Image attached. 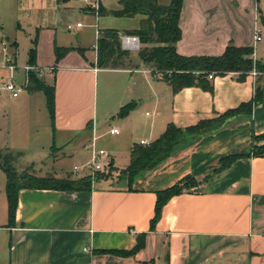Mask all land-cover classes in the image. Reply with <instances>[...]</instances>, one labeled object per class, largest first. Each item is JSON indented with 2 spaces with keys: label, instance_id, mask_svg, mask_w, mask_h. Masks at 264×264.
Returning a JSON list of instances; mask_svg holds the SVG:
<instances>
[{
  "label": "crops",
  "instance_id": "0c3cea01",
  "mask_svg": "<svg viewBox=\"0 0 264 264\" xmlns=\"http://www.w3.org/2000/svg\"><path fill=\"white\" fill-rule=\"evenodd\" d=\"M156 1L163 7L171 2ZM99 6L107 12L121 8L120 0H99ZM71 9L93 20L88 25L91 43L82 36L85 25L80 22L81 28L73 31L66 29L71 24L60 30L54 25L56 18L65 21ZM263 12L264 0H183L176 52L183 57H218L231 43L252 48L256 61L253 33L261 27L258 15ZM4 16L12 25L3 24ZM247 17L252 25H244ZM144 19L96 17L81 0H0V43L16 66L13 72L7 69L9 78L24 89L17 98L0 95V150L18 158L19 170L31 167L30 175L47 178L33 168L50 162L52 177L64 179L59 176L68 174L67 179L75 180L72 167L90 161L95 139V150H104L112 170L121 171L128 167L134 145L154 142L169 124L187 128L253 99L256 79L250 74L244 82L234 73L214 77L212 93L192 87L173 94L138 52L117 56L98 68L99 33L115 30L128 35L123 33L139 29ZM34 40L33 67L42 71L38 78L55 89L53 120L44 94L24 88V67L29 66ZM20 44L26 47L23 63L17 53ZM55 47L72 50L55 64ZM127 105L132 109L120 115ZM110 129L118 133L110 134ZM263 135L264 87L262 102L250 117L231 119L218 132L180 148L137 176L131 186L113 179L92 182L90 192L20 189L11 221L6 177L0 171V264H264V154L249 151ZM104 137L111 143L103 148L99 140ZM247 152L249 157L214 175L221 158ZM84 172L88 173L82 169L78 174ZM188 176L198 185L172 198L151 231L156 193ZM141 234L144 248L135 255L112 254L131 251Z\"/></svg>",
  "mask_w": 264,
  "mask_h": 264
},
{
  "label": "trees",
  "instance_id": "16d2710c",
  "mask_svg": "<svg viewBox=\"0 0 264 264\" xmlns=\"http://www.w3.org/2000/svg\"><path fill=\"white\" fill-rule=\"evenodd\" d=\"M183 0H171L166 7L160 6L156 0H120L121 8L117 11L107 12L99 6L98 16H112L116 18L144 16L140 28L132 31H125L123 34L137 36L141 45L138 52L139 59L145 64H151L156 72L161 74V80L171 89L173 94L184 88H199L202 91L212 93L213 85L208 80V75L222 77L229 73L237 75L238 82H244L247 76L255 71V90L253 99L248 103H243L235 109L228 110L214 118L201 120L197 124L178 128L169 124L164 133L154 142L147 146L134 145L130 152V163L128 167L121 170L118 180L125 181L131 186L134 179L146 172L152 171L162 162L174 155L180 148L189 146L198 139L212 135L228 123L231 119L240 116L250 117L253 107L262 102L264 87V63L259 60L253 61V49L250 47H236L228 44L222 55L218 57L192 56L183 57L177 54L175 46L181 38L179 28V18L181 14ZM258 13L260 11L258 10ZM258 21L264 29V17L258 15ZM120 33L115 30H105L99 33L96 44L98 68H105L110 61L119 56H127L120 46ZM71 48H54L55 64H57ZM81 53V51H79ZM36 62V40L32 42V48L28 54V65L33 67ZM24 88L26 91L42 92L46 99V108L51 120L54 119L55 89L47 86L41 81L37 74L28 72ZM132 109V105H127L120 110V115H124ZM264 137L255 138L257 140ZM259 152H252L258 156L264 154V147L257 149ZM254 151V149H253ZM250 153H242L223 157L219 161V168L214 175L224 171L235 160L249 157ZM15 156L0 150V171L5 174L6 186L5 194L8 204L9 221L13 220L17 194L20 189H50L67 192H90L92 181L81 179L74 181L71 179H54L53 177L37 178L26 171L18 173L12 166ZM112 169V166H109ZM213 175V176H214ZM208 179V178H207ZM205 179V180H207ZM197 182L193 177H185L172 187L157 192L154 206V215L150 220V230H154L159 222L164 206L174 197L185 194L190 189L196 187ZM145 236L143 234L136 237V245L129 252H112L120 257H131L144 248ZM111 253V252H109Z\"/></svg>",
  "mask_w": 264,
  "mask_h": 264
},
{
  "label": "rangeland",
  "instance_id": "374dc122",
  "mask_svg": "<svg viewBox=\"0 0 264 264\" xmlns=\"http://www.w3.org/2000/svg\"><path fill=\"white\" fill-rule=\"evenodd\" d=\"M260 1H262V0H260ZM78 5H80L79 1H78ZM247 6H250V3H248ZM70 12H72V13L69 14V17L65 21H61V20H58L56 18V21H54V25H57L56 27L58 28V30H60V29L64 28V26L66 24L75 25L77 22H80L83 25H85V29L83 31L84 34H82V36L85 38L87 43H91V41L93 40V31L89 28L88 25L93 24V20H91L86 15L81 13V11L78 10V9H71ZM248 14L249 13H247V15ZM263 17H264V12H263ZM3 22H4L3 23L4 25H12V23H11L12 21L10 20V18L8 16H4L3 17ZM252 24H253V21L249 20V17H247L245 22H244V25H252ZM69 35L70 36H74V33H69ZM261 40H262L261 42H258L255 45L256 48H257L255 50H256L257 59L259 60V62L264 63V61H261V60H264V30H262ZM0 44H2V43H0ZM0 48H1V45H0ZM4 53H5L4 51H2L0 53V68L4 67L5 56H7L9 58H12L7 53H6V55ZM17 53H18L19 62L23 63L25 61V58H26V47H25V45H21L20 44ZM2 77H4V79H1ZM262 77L264 79V75ZM8 82H9V72H8V70L6 68L5 69H0V86H1V84H6ZM47 83H50V81H47ZM22 90L24 91V89H22ZM8 95H9L8 93L2 92L1 98L9 97ZM40 97H42V94H40ZM9 103H10V100H7L6 106H8ZM110 141H111L110 138L104 137V138L99 140V144L104 148V146L109 144ZM263 147H264V137L262 139L257 140L255 146H253L249 151H252V152L256 153V152H259L257 149H261ZM253 149H254V151H253ZM12 155H13V153H12ZM52 158H54V157L52 156ZM17 160H18V158H15V161L13 162L12 166L14 167V169L18 173H22V172L26 171L28 174H30L32 172L31 169H30L31 167H26V168L23 167L21 170H19L17 168V166H16V161ZM43 162H45V161H43ZM63 165L66 168L67 167L71 168V166H72V164H70V162H64ZM79 166L80 165H77V167H79ZM33 170H34V172L40 174L41 177L42 176H45V177H50L51 176L52 177L53 175H55V172L53 171L50 162H47V163L41 165L40 167H34ZM71 171L73 172V175H76L75 174L76 172L73 171V167H72ZM121 173H122V171H113L112 169H108V170H106V171H104L102 173L101 172H99V173H90V172H88V173L85 174V172H84V174H81V175L77 174L78 176L75 178L74 181H78V180H81V179H85V180L86 179H90L92 182H95V181H109V180H113V179H119L120 176H121L120 175ZM0 175H2V174H0ZM59 177H63L64 179H67V177H70V175H68V174H67V176L61 175ZM53 178L54 179H59V178H55V177H53ZM2 181H3V179L2 180L0 179V186L2 184Z\"/></svg>",
  "mask_w": 264,
  "mask_h": 264
},
{
  "label": "built area",
  "instance_id": "2783aa9c",
  "mask_svg": "<svg viewBox=\"0 0 264 264\" xmlns=\"http://www.w3.org/2000/svg\"><path fill=\"white\" fill-rule=\"evenodd\" d=\"M81 2L84 3L85 5H87V7L94 13V15L96 17L98 16L99 0H81ZM81 26L82 25L80 23H77L75 26L67 25L66 29H67V31H73L75 27L81 28ZM262 30L263 29L259 26H257L254 29V33H253L254 44L261 41ZM120 46H121V49L127 53H137L141 49L139 39L137 36H134V35H121L120 36ZM1 48L3 51H6V46L4 43L1 44ZM3 68L8 69L10 72L15 71L16 66H15L12 58L5 56V63H4ZM24 71L26 74H28V72H34L38 76L42 74V71H38L37 69H35V67H31V66L24 67ZM46 72L51 74L52 69H49ZM250 75L254 78L257 77V73L255 71H252L250 73ZM207 78H208V80L214 79L212 74L208 75ZM12 80H13L12 77H10L8 83L1 84L0 95L2 94V92H6L12 98L18 97V95L20 94L22 89L19 85L15 84ZM117 133H118L117 129H110V134H117ZM94 141H95V139H93V141H92L93 142L92 143V151L93 152H92V156H91L90 161L82 167H74L73 168V171L76 172L77 174L82 169H85L90 173H99V172L102 173V172L109 169V164H108L109 158H108L107 153L104 150H95ZM140 145L147 146L149 144L145 143L144 141H141Z\"/></svg>",
  "mask_w": 264,
  "mask_h": 264
}]
</instances>
